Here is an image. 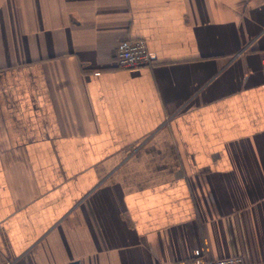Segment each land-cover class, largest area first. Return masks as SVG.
<instances>
[{
    "label": "crops",
    "instance_id": "obj_1",
    "mask_svg": "<svg viewBox=\"0 0 264 264\" xmlns=\"http://www.w3.org/2000/svg\"><path fill=\"white\" fill-rule=\"evenodd\" d=\"M263 56L264 0H0V264H264Z\"/></svg>",
    "mask_w": 264,
    "mask_h": 264
},
{
    "label": "built area",
    "instance_id": "obj_2",
    "mask_svg": "<svg viewBox=\"0 0 264 264\" xmlns=\"http://www.w3.org/2000/svg\"><path fill=\"white\" fill-rule=\"evenodd\" d=\"M148 44L144 40L126 38L118 45L117 64L122 69H137L151 63ZM262 73H264V56ZM191 264H247L244 256L230 255L222 258H205Z\"/></svg>",
    "mask_w": 264,
    "mask_h": 264
}]
</instances>
